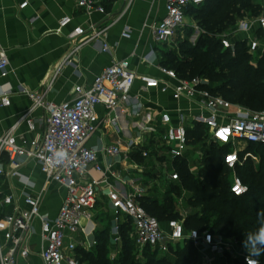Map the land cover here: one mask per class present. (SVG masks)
I'll list each match as a JSON object with an SVG mask.
<instances>
[{
	"label": "built area",
	"instance_id": "obj_1",
	"mask_svg": "<svg viewBox=\"0 0 264 264\" xmlns=\"http://www.w3.org/2000/svg\"><path fill=\"white\" fill-rule=\"evenodd\" d=\"M264 2V0H261ZM79 9L87 15L99 13L105 17L104 6L98 0H76ZM208 0H166L165 15L152 28L153 38L161 45L178 48L180 39L186 29V18L192 8H198ZM28 6L25 2L21 8ZM71 19L60 20L58 35L68 26ZM102 29L92 25L89 31L77 27L68 36L77 41L72 48L74 53L84 44L106 37L112 24ZM258 27L264 32V13L254 18L239 20L229 31L215 34L224 50L235 52L237 43L247 42L251 54L259 51V42L249 34ZM200 31L198 26L194 27ZM248 34L249 38L234 41L237 36ZM181 35V38L179 36ZM105 51L109 46L105 44ZM10 61L7 51L0 44V77L6 79L10 72ZM163 79L135 72L128 60L114 62L99 74L91 86H76L74 99L56 105L45 103L47 89L44 92H24L32 102L31 108L4 134L0 135V176L7 179H19L25 185L20 170L29 162H36L46 183H55L66 190V197L55 218L42 212L43 192L39 195L24 194V207L14 196H5L0 200V264H34V257L41 264H78L76 252L80 245L77 235L83 230L84 222H90L99 204V188L105 181H96L91 176V169L101 171L97 165L99 151L88 146L89 141L99 132V106L110 111L127 105L137 82L145 89H158L162 93L172 92L175 100H189L196 103L203 113L193 117V123L203 126L209 133V140L221 147H230L224 157L225 165L233 172L231 193L236 197L248 194L249 187L237 175L238 167H243L249 160L255 163L258 156L253 152L239 149L241 144H249L264 149V111H250L235 106L223 97L214 95L204 88L207 80L196 78L181 79L174 70L160 66ZM0 88V108L11 106L13 90ZM45 108L48 113L47 130L43 136L36 135L29 142H20L17 132L26 124L30 133L36 132L33 114ZM188 121L183 114L179 115L176 126L161 136V144L169 150L173 161L186 160L189 144L187 140ZM141 144L131 141L127 149L121 144L106 148L107 158L128 161L130 154ZM142 156L147 158L149 151L143 150ZM170 181L179 182V173L172 168ZM129 191L107 188L105 197L115 219L114 242H121L120 227L123 217L133 224L132 237L137 249L144 251L150 248L161 256L171 254L170 249L179 245L191 244L200 257L201 264H263L252 249L241 246L235 240H227L211 232H187L182 221L172 220L160 223L142 207L140 199L146 191L130 181ZM39 224V251H34L33 238Z\"/></svg>",
	"mask_w": 264,
	"mask_h": 264
},
{
	"label": "crops",
	"instance_id": "obj_2",
	"mask_svg": "<svg viewBox=\"0 0 264 264\" xmlns=\"http://www.w3.org/2000/svg\"><path fill=\"white\" fill-rule=\"evenodd\" d=\"M98 1L110 17L99 13L89 16L78 8L76 0H0V44L7 51L10 61V74L6 79L0 77V88L7 86L6 88L13 90L11 106L0 108V135L7 132L31 108L32 102L24 92H44L48 88L45 103L59 105L69 102L74 99L76 86H91L105 68L122 60H128L138 74L164 78L159 67L162 66V53L167 52V45L155 42L152 28L165 15L166 0ZM25 2H28V6L22 9ZM256 3L262 4L264 9V2L256 0ZM66 17L71 22L63 29V34L58 35L56 30L59 22ZM113 20L115 22L106 37L88 42L71 53L78 40L71 41L68 36L75 28L81 27L89 31L95 25L97 29H102L113 23ZM195 26V21L188 16L186 28L194 29ZM194 33L200 35V31L195 29ZM249 35L259 42L258 52L263 53L264 32L255 27ZM249 35L237 36L234 41L247 39ZM196 40L197 37L190 38L192 44ZM105 44L109 46L108 51L104 50ZM97 112L101 122L100 129L88 146L99 151L97 165L102 170L92 168L91 176L94 180L105 183L99 188V204L94 218L90 222H84V228L78 233L77 239L83 249L93 250L98 245L97 236L104 235L107 227L99 229L97 222L101 220L103 223H110L111 229L107 235L115 250L113 253H116L121 242H114L115 219L104 195L105 190L111 187L130 192L128 184L134 181L146 193L154 188L161 192L160 181L172 183L169 176L172 168L176 170L169 150L161 144V136L169 129V125L178 124L180 114L188 121L186 129H193L196 126L193 117L203 112L194 102L175 100L171 91L162 93L158 89H145L140 82L136 83L127 105L114 111L99 106ZM33 119L36 132L30 133L28 126L22 125L17 132L20 142H29L34 136L45 134L47 110H36ZM131 141L141 145L130 154L128 161L123 158H107L104 154L106 148L117 144H121L122 149L126 150ZM252 148L255 147L249 144L239 146L245 152H250ZM143 150L149 151L147 158L142 156ZM257 156L258 160L254 165H260L261 156ZM201 157V151L196 146L189 145L187 162L191 164ZM20 173L25 180H29L30 185L23 184L19 179L0 176V200L12 195L24 207V194L39 195L43 192L42 212L55 218L66 197V190L55 183L47 184L36 162H29ZM102 205L107 206V220L98 219L102 215L99 213ZM39 233L40 227L36 224L33 238L36 252L39 251ZM33 263L41 264V261L34 257Z\"/></svg>",
	"mask_w": 264,
	"mask_h": 264
},
{
	"label": "trees",
	"instance_id": "obj_3",
	"mask_svg": "<svg viewBox=\"0 0 264 264\" xmlns=\"http://www.w3.org/2000/svg\"><path fill=\"white\" fill-rule=\"evenodd\" d=\"M263 10L262 4L256 3V0H208L201 7L190 9L188 16L195 21L200 35L192 44L190 38L194 29L186 28L178 48L162 53V66L174 70L181 79L207 80L209 84L204 85L205 89L235 106L250 111H264V52L251 54L248 43L241 42L236 44L233 53L224 50L221 41L214 36L231 30L241 19L260 16ZM206 138L207 129L203 126L196 125L187 130L190 146H197ZM254 147L250 152L260 154L259 170H256L251 160L236 170L249 187L247 195L236 197L231 193L233 172L224 162L230 149L214 143L212 150L205 155L203 166L199 168V177L192 174L187 160L175 161L180 181L170 183L172 187L163 190L164 195H159L157 188L146 193L140 199L142 207L162 224L172 220L182 221L174 211L175 193L179 190L188 191L191 193L188 205L199 211L183 220L187 232L208 231L227 240H235L241 246L260 251L264 255V242L258 236L264 230V149ZM110 229L108 223L104 235L97 236V260L94 259V252L84 254L86 260L90 258L91 264H106V255L110 253V239L107 235ZM128 230L133 234V224L123 217L120 227L123 250L118 262L139 264L130 261L131 254L138 249L133 237L131 240L125 238ZM176 248L178 251L173 252L172 247L168 256H161L158 251L150 248L144 251L152 252L151 255L157 259L156 264L198 263L197 250L191 244ZM172 257L175 261H172ZM235 264L244 263L237 261Z\"/></svg>",
	"mask_w": 264,
	"mask_h": 264
},
{
	"label": "rangeland",
	"instance_id": "obj_4",
	"mask_svg": "<svg viewBox=\"0 0 264 264\" xmlns=\"http://www.w3.org/2000/svg\"><path fill=\"white\" fill-rule=\"evenodd\" d=\"M193 37H197L198 38L199 34L197 35V34L194 33L191 36V39H193ZM165 49L167 51H169V50L175 49V48H172L171 46H167ZM213 144L214 143L211 142L209 140V138H206L203 143H201V144L196 146V148H198L201 151V154H202L201 159H198L197 161H194L191 164L187 163L188 164V168L190 169L192 174H194L195 176L199 177V168L201 167L202 164H204V160L206 158L205 155L207 154V152L209 150H212ZM255 168H256V170H259L260 165H255ZM262 169L264 171V167ZM171 187H172V185H170L169 182L166 184L163 180H161L160 183H159V189L161 190L159 195H164L163 190H165L167 188L169 189ZM175 197H176V203H175V206H174V211H175V213H178V216L181 217L182 222H183V220L186 217L198 213V211H199L198 209L192 208V207H190L188 205L189 197H191V193L190 192L184 191V190H179V191H176ZM106 210H107V206H105V205L103 207H99V213H102L101 217H100V215L98 217L99 220L102 219V218H104L106 220L108 219V213H106L107 212ZM97 223H98V228L99 229H102V228L104 229V227L107 226V223H103L101 220L98 221ZM128 231H129V233H126L125 238L131 240L132 232H131V230H128ZM97 243H98V241H97ZM96 247H97V245L95 246V248L93 247V250L89 249V251H87L86 249H83L80 246L78 248L77 252H76L78 264H91L90 263V258H89V261L86 260L87 256L85 257V255H84L85 253L87 254V253H90V252L91 253L94 252L93 253V254H95L94 255V259L97 260L98 259V254L96 253V250H95ZM122 250H123V241H121L119 246H117L116 253H113L115 250H114L113 246L110 243V253L106 255L105 263L106 264H119V262L121 260L120 257H121ZM176 250H177V248H174L173 252H176ZM257 252L258 251H255V253H257ZM151 253L152 252H150V251L135 250L134 253L131 254V256H130V261L131 262L134 261V263H139V264H147L148 262L149 263L151 262L152 264H156V260L157 259H154L153 255H151ZM256 256H258L260 258V260L262 261V263L264 264V255H261V253H260L259 255L256 254ZM198 257H199V255H198ZM82 258H84L85 261ZM158 258H160V256H158ZM172 261H175V259L172 258ZM197 264H201L200 257L198 258V263Z\"/></svg>",
	"mask_w": 264,
	"mask_h": 264
},
{
	"label": "clouds",
	"instance_id": "obj_5",
	"mask_svg": "<svg viewBox=\"0 0 264 264\" xmlns=\"http://www.w3.org/2000/svg\"><path fill=\"white\" fill-rule=\"evenodd\" d=\"M258 236H259L260 241L264 242V230H261L260 233L258 234ZM256 254L259 255L260 251H258ZM251 264H256V262L253 261V262H251Z\"/></svg>",
	"mask_w": 264,
	"mask_h": 264
}]
</instances>
